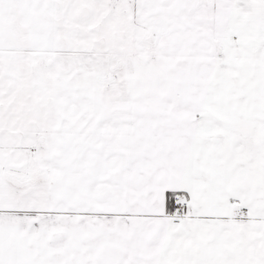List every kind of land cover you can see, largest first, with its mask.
<instances>
[{"label": "snow or ice", "instance_id": "obj_1", "mask_svg": "<svg viewBox=\"0 0 264 264\" xmlns=\"http://www.w3.org/2000/svg\"><path fill=\"white\" fill-rule=\"evenodd\" d=\"M0 264H264V0H0Z\"/></svg>", "mask_w": 264, "mask_h": 264}]
</instances>
